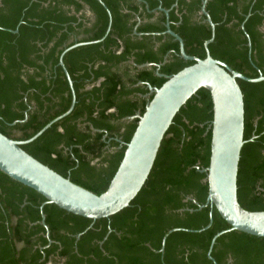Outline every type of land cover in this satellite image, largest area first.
Here are the masks:
<instances>
[{
    "label": "trees",
    "instance_id": "obj_1",
    "mask_svg": "<svg viewBox=\"0 0 264 264\" xmlns=\"http://www.w3.org/2000/svg\"><path fill=\"white\" fill-rule=\"evenodd\" d=\"M137 1L0 0V132L12 140L31 139L68 111L72 95L60 55L76 43L100 41L64 56L73 111L21 147L97 195L109 187L137 127L138 119H126L142 115L153 97L144 98L148 85L160 88L194 64L163 34L166 22L189 56L205 59L211 38L204 0ZM206 11L215 24L211 57L247 78L264 76V0H209ZM238 84L245 111L238 201L259 212L264 81ZM212 119L210 93L201 89L176 115L145 186L109 219L92 221L46 204L0 171V264H264V238L237 231L218 237L215 263L208 259L212 239L230 229L215 208L199 209L208 196L201 171L209 166Z\"/></svg>",
    "mask_w": 264,
    "mask_h": 264
},
{
    "label": "water",
    "instance_id": "obj_2",
    "mask_svg": "<svg viewBox=\"0 0 264 264\" xmlns=\"http://www.w3.org/2000/svg\"><path fill=\"white\" fill-rule=\"evenodd\" d=\"M208 1L204 0L201 8V13L206 17L212 32L211 38L204 44L205 59L187 55L182 38L171 30L169 24L166 25V34L179 43L180 56L194 64L166 77L167 81L160 88L148 85L153 97L142 115L126 119L128 121L138 119L137 127L129 143L125 144L123 158L104 193L97 195L74 184L21 148L39 138L54 123L68 116L75 107L73 83L63 62L65 54L100 41L76 43L66 48L60 56L59 64L68 80L72 95L71 105L66 113L27 141L12 140L0 132V171L13 181L41 195L46 204L55 205L67 213L92 221L109 219L129 207L137 197L151 174L161 144L176 115L198 91L205 89L210 93L213 119L209 126L211 130L209 166L201 171L206 174L208 196L206 204L199 209L210 205L230 227L212 239L208 259L215 263L211 256L213 246L217 238L227 232L237 231L264 238V211L251 212L242 208L238 201L237 185L241 152L245 144L244 98L238 80L259 83L264 81V76L260 75L256 79L247 78L211 57L208 47L214 42L215 24L206 11ZM105 9L111 19L110 11L106 7ZM159 11L168 16V12L162 8H159ZM110 29L111 22L107 34ZM152 66L144 65L139 68ZM160 66H155L157 71ZM211 224L212 217L209 225L201 231L207 230Z\"/></svg>",
    "mask_w": 264,
    "mask_h": 264
},
{
    "label": "flooded vegetation",
    "instance_id": "obj_3",
    "mask_svg": "<svg viewBox=\"0 0 264 264\" xmlns=\"http://www.w3.org/2000/svg\"><path fill=\"white\" fill-rule=\"evenodd\" d=\"M137 2H140L141 3V1L140 0H138ZM159 10V9H158ZM86 11L88 12V15L90 14L89 13V9L88 8H86ZM160 12H162V11H160ZM202 14V13H201ZM137 22L139 23L140 21L139 20H137ZM207 22V21H206ZM167 24H169L168 22H166V24H165V26L167 25ZM169 26H170V24H169ZM167 30V29H166ZM164 35H168V34H166V31L163 33ZM170 36V35H169ZM173 38V37H172ZM174 39V38H173ZM174 41H176L175 39H174ZM82 43H84V42H82ZM62 54V53H61ZM67 54V53H66ZM65 54V55H66ZM61 56V55H60ZM59 62H60V58H59ZM63 62H64V59H63ZM132 62V61H131ZM130 62V64L132 65V63ZM164 63H165V61H164ZM59 66H60V64H59ZM64 66H65V64H64ZM61 67V66H60ZM161 67V66H160ZM66 68V67H65ZM160 69V68H159ZM67 70V69H66ZM157 71V70H156ZM64 72V71H63ZM65 74V73H64ZM157 75L159 76L160 74H159V70L157 71ZM161 76V75H160ZM66 77V76H65ZM67 79V78H66ZM68 81V80H67ZM73 83V82H72ZM69 84V83H68ZM144 84L143 83H141V82H139L136 86H143ZM70 87V86H69ZM71 91V90H70ZM149 95H151V93H149L148 94V96H144V98H147V97H149ZM111 113H113L114 111L113 110H111L110 111ZM123 131V130H122ZM106 138V137H105ZM98 161L97 160H94V162H93V164H95V163H97ZM62 262V261H61ZM61 262H60V264H61ZM51 264V263H50ZM52 264H54V263H52Z\"/></svg>",
    "mask_w": 264,
    "mask_h": 264
},
{
    "label": "rangeland",
    "instance_id": "obj_4",
    "mask_svg": "<svg viewBox=\"0 0 264 264\" xmlns=\"http://www.w3.org/2000/svg\"><path fill=\"white\" fill-rule=\"evenodd\" d=\"M52 264V263H51Z\"/></svg>",
    "mask_w": 264,
    "mask_h": 264
}]
</instances>
